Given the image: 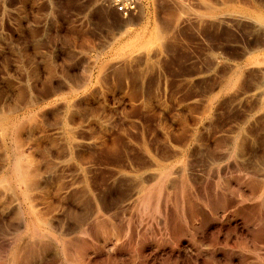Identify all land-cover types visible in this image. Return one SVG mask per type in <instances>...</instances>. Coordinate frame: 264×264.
Listing matches in <instances>:
<instances>
[{"label": "rangeland", "instance_id": "374dc122", "mask_svg": "<svg viewBox=\"0 0 264 264\" xmlns=\"http://www.w3.org/2000/svg\"><path fill=\"white\" fill-rule=\"evenodd\" d=\"M137 3L0 0V264H264V0Z\"/></svg>", "mask_w": 264, "mask_h": 264}, {"label": "bare ground", "instance_id": "6f19581e", "mask_svg": "<svg viewBox=\"0 0 264 264\" xmlns=\"http://www.w3.org/2000/svg\"><path fill=\"white\" fill-rule=\"evenodd\" d=\"M237 10H238V8H237ZM246 11V10H245ZM252 11V10H251ZM250 12V11H249ZM245 13V12H244ZM263 13V12H262ZM253 16V15H252ZM130 24V23H129ZM127 27V26H126ZM157 35V37H159L160 35L157 33L156 34ZM161 37V36H160ZM158 39V38H157ZM155 40H156V38H155ZM157 42V41H156ZM139 46V45H138ZM108 65V64H107ZM105 69V68H104ZM44 91V90H43ZM58 92H60V89L58 88V87H51V88H49L48 90H46L45 91V93L43 94V92H42V95H40L38 98H37V96H36V100H35V102H36V104H39L40 102H44L45 100H47L49 97H51V96H54L56 93H58ZM48 97V98H47ZM45 98H47V99H45ZM49 100V99H48ZM21 104V103H20ZM5 107V106H4ZM10 115V114H9ZM23 130V126L22 125H20V126H18L17 127V129L15 130L16 132V134L18 135L21 131ZM13 135H15V134H13ZM15 137V136H14ZM17 137H19V135L17 136ZM14 139H16V138H14ZM17 140V139H16ZM16 144V143H15ZM18 156V155H17ZM19 157V156H18ZM20 158V157H19ZM13 167H14V170H15V173H16V177H17V179H18V181L19 182H23V183H25L26 182V180H27V171H25L24 169V167L22 166V164H21V162H20V159H18L14 164H13ZM27 172V173H26ZM30 178V177H29ZM29 181V180H28ZM31 186V185H30ZM32 211H33V208H32Z\"/></svg>", "mask_w": 264, "mask_h": 264}, {"label": "built area", "instance_id": "2783aa9c", "mask_svg": "<svg viewBox=\"0 0 264 264\" xmlns=\"http://www.w3.org/2000/svg\"><path fill=\"white\" fill-rule=\"evenodd\" d=\"M115 11L123 17L133 15L137 11V0H111Z\"/></svg>", "mask_w": 264, "mask_h": 264}]
</instances>
